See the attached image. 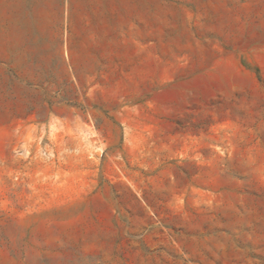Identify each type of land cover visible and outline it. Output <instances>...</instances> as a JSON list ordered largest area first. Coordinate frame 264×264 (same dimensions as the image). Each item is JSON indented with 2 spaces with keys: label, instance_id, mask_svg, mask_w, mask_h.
<instances>
[{
  "label": "rangeland",
  "instance_id": "374dc122",
  "mask_svg": "<svg viewBox=\"0 0 264 264\" xmlns=\"http://www.w3.org/2000/svg\"><path fill=\"white\" fill-rule=\"evenodd\" d=\"M0 0V264H264V0Z\"/></svg>",
  "mask_w": 264,
  "mask_h": 264
},
{
  "label": "crops",
  "instance_id": "0c3cea01",
  "mask_svg": "<svg viewBox=\"0 0 264 264\" xmlns=\"http://www.w3.org/2000/svg\"><path fill=\"white\" fill-rule=\"evenodd\" d=\"M85 0H29V3L38 5H48L50 8L53 9H60V8H72L74 7L73 5L78 2H82Z\"/></svg>",
  "mask_w": 264,
  "mask_h": 264
}]
</instances>
